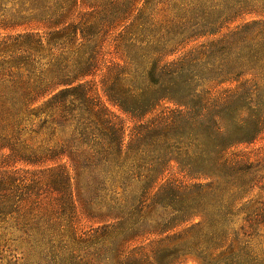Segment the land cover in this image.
Instances as JSON below:
<instances>
[{
  "label": "trees",
  "instance_id": "obj_1",
  "mask_svg": "<svg viewBox=\"0 0 264 264\" xmlns=\"http://www.w3.org/2000/svg\"><path fill=\"white\" fill-rule=\"evenodd\" d=\"M263 172L264 0H0V264H264Z\"/></svg>",
  "mask_w": 264,
  "mask_h": 264
},
{
  "label": "rangeland",
  "instance_id": "obj_2",
  "mask_svg": "<svg viewBox=\"0 0 264 264\" xmlns=\"http://www.w3.org/2000/svg\"><path fill=\"white\" fill-rule=\"evenodd\" d=\"M264 175V172H263ZM263 193L264 195V177H263ZM254 246V251L257 253L260 257L261 260H264V229L259 230L257 238H255L254 242L252 243ZM4 258H6L5 255H3ZM7 260V258H6ZM5 260V261H6Z\"/></svg>",
  "mask_w": 264,
  "mask_h": 264
}]
</instances>
